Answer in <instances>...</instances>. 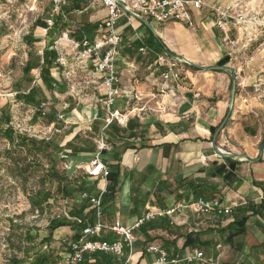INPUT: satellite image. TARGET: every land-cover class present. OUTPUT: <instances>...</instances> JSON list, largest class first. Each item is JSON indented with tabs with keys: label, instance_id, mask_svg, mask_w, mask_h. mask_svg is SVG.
Instances as JSON below:
<instances>
[{
	"label": "crops",
	"instance_id": "1",
	"mask_svg": "<svg viewBox=\"0 0 264 264\" xmlns=\"http://www.w3.org/2000/svg\"><path fill=\"white\" fill-rule=\"evenodd\" d=\"M235 1L207 0L201 9H192L194 28L175 20L156 22L148 19L155 33L141 21L123 15L117 26L122 42L117 61L120 81L115 85L121 92L115 97L110 110L104 103L107 94L101 75H93L77 65H72L74 67L67 73L68 67L60 60L59 49L51 45L62 32L68 33L71 39L93 40L97 36L99 24L108 15L107 7L102 2L71 0L60 13L51 14L54 25L50 29L46 30L48 18H39L35 22L34 32L24 36L25 42L31 47L35 44L42 46L41 55L30 54L28 57L33 62L40 63V66L33 68L29 75H25L23 70L22 81L28 86L26 89L17 87L16 97L18 93H28L34 86L39 88V97L50 102L47 120L48 117L57 119L60 114L57 105H70L68 108L64 105L65 111L61 113L67 122L66 128L61 133L54 134L48 141L52 146L49 153L54 152L60 156L64 149L70 150L69 160L74 166L72 170H64L62 160L61 165L55 161L54 164L67 174L69 172L70 177L76 178L72 186V198L80 202L78 206L72 207L70 213L66 211L63 214V219L67 217L74 224L61 226L52 234L51 248L58 246L57 244L64 248L55 253L58 258L69 250L75 232L82 231V227L91 224V209L95 212L94 221L97 220L91 199L102 197L107 189L108 179L89 175L87 167L98 152L101 140L107 145L102 160L108 168L110 165L118 166L120 170V181L114 200L106 205L102 204L101 207V220L104 225L110 226L117 219L131 225L148 212L175 209L171 214L162 215L167 216L174 226L171 231L183 234L177 238L175 245L171 241L177 236L162 227L146 231L139 227L136 230L144 234L147 240L151 231H163L169 238L161 235L159 238L162 243L159 245L164 247V243L170 241L169 246L179 249L184 245V235L190 232L199 233V239L206 243L205 246H188L183 251L185 254L192 249L204 252L213 248L216 234L223 235L226 245L236 247L240 244V248L246 247L249 242V224L253 221L263 238L250 245L264 247L262 217L252 216L247 222L245 233L232 238V232L224 229L240 214L234 211L231 215L204 214L186 207L193 198L192 193L184 186L190 179L207 178L209 186L215 187L211 198H220L224 204L234 207L253 204L264 197V153L257 162L235 159L236 163L231 164L228 159L219 157L212 147L211 128L219 126L228 112L232 76L229 71L211 70L209 67L218 66L217 63L225 56H229V59L224 65L236 71L237 91L232 113L217 137V145L232 153H245L250 158H257L264 140V105L245 89L248 76L244 66L232 63V46L238 37L229 27L228 36L233 41L231 44L216 25L215 7L229 8ZM52 49H55L56 58L50 55ZM45 51L48 63H44ZM173 56L186 58L190 63L178 61ZM167 64H172L173 69L180 73L179 79L163 76L168 69ZM43 67L50 71L52 87H48L41 75ZM75 70L82 72L83 77L80 78H83L87 91L86 100L90 103L83 110L80 102L69 93L70 77L66 73L70 74ZM166 81L172 90L164 88ZM16 85L19 86V83ZM117 99L122 103L119 107L115 106ZM53 100L54 106L51 105ZM109 111H119L123 115L124 123L115 119L108 122ZM111 123L124 131L113 141L110 140V135L113 134L109 127ZM214 164L225 165L228 171L234 172V179L225 181L221 176L210 177L208 169ZM79 165L82 168H77ZM164 182L169 187L162 190ZM79 187L86 189L81 191ZM54 196L48 203L56 200ZM64 199L68 202L70 198ZM86 202L89 204L81 215L73 214ZM162 216L146 222L161 221ZM80 218L85 219L81 228L75 223L81 221ZM205 219L216 223L200 229L204 226ZM104 233L107 232H102L101 235ZM108 234L117 238L113 233ZM64 239L67 241L63 242ZM151 244L157 243L147 245L139 241L135 250L133 244L127 256L129 264H150V259L151 264H156L158 254L148 251ZM217 248L221 250L220 254L216 251V258L205 260H220L225 250L221 243L217 244Z\"/></svg>",
	"mask_w": 264,
	"mask_h": 264
},
{
	"label": "rangeland",
	"instance_id": "2",
	"mask_svg": "<svg viewBox=\"0 0 264 264\" xmlns=\"http://www.w3.org/2000/svg\"><path fill=\"white\" fill-rule=\"evenodd\" d=\"M51 1L0 0V115L2 108L6 107L13 119L23 123V127H31L33 133L39 137L45 135L49 130L47 126L50 123L47 122V118H40L37 122H34L32 120L34 107L19 101L15 93L18 88L26 89L28 86L27 83L22 81V75L23 67L29 55H41L42 49L40 44H35L31 47L25 42L24 36L34 32L37 19L51 17ZM231 5V7L223 9H229L231 14L230 23H232L229 27L238 37V40L232 46L234 57L232 63L244 66L248 76L245 89L249 95L256 96L264 105V0H236ZM62 35L63 32L60 37ZM60 37L56 38L54 45L59 49L61 58L67 65L66 72L68 73L72 69L71 67H74L72 65H75L71 52L72 46L70 43L62 45L57 43ZM67 73L66 75L70 77L69 93H72L71 97L80 102L81 110L89 107L90 103L86 100L87 91L84 88L85 84L83 83V78H80L82 72L75 70L71 71L70 74ZM34 75L36 74L34 73ZM72 75L75 76L74 79ZM17 82L19 86L16 85ZM66 101L69 102V100ZM53 104L54 100L51 101L52 106H54ZM121 104V100L117 99L115 106L119 107ZM64 105V103L61 106L57 105L58 113H64ZM54 134L49 135L53 136ZM9 150H11L12 156L19 161L20 167L28 163H36L40 170L35 169L36 173L31 174L26 182L22 177L13 175L15 161L9 158ZM48 155L61 165L60 156L54 154V152ZM49 160L43 153L37 155L24 148L14 149L12 144L0 134V264H11L10 259L15 255L23 258L25 256L24 251L26 248L31 247L32 243L39 244L38 249H42L43 252L50 250L52 253H57L64 249L59 244L51 248V242L50 245L45 247L48 242L42 241L50 233V220L58 215L59 217L57 218H63L65 216L63 214L66 211L70 213L72 207L78 206L80 202L73 198L65 202V199L59 196L56 200L44 204V210L41 212L34 209L29 200L30 193L40 187L44 190L50 189L51 192L56 190V183L47 182L43 185L38 178L42 175L43 169L49 167ZM59 170L67 173L60 167ZM83 174L81 173V175ZM203 223L204 226H201L200 229H205L208 225L216 222L205 219ZM249 225V242H247L248 245L246 247L240 248V244L236 247L226 245L223 235L216 234L215 246L208 251L204 250V257L206 259L216 258V251L218 255L221 252L217 248V244L221 243L225 250L219 260L221 264L224 262H229L228 264H264V247L250 245L256 244L261 240L263 238L262 233L255 227L253 221ZM28 229L30 235L35 237L32 240L25 238V233ZM161 235L169 238L163 231L153 230L149 233L150 238L147 240L144 234L136 230L135 236L137 240L134 242V250L136 243L139 241L147 245L150 243L161 244L162 240L159 238ZM31 263L32 258L25 259L24 264ZM149 263L151 264V259ZM169 264L188 263L182 261Z\"/></svg>",
	"mask_w": 264,
	"mask_h": 264
},
{
	"label": "built area",
	"instance_id": "3",
	"mask_svg": "<svg viewBox=\"0 0 264 264\" xmlns=\"http://www.w3.org/2000/svg\"><path fill=\"white\" fill-rule=\"evenodd\" d=\"M71 0H52V14H58L62 11V8L69 4ZM85 1V0H81ZM102 2L108 10L107 17L99 24L97 36L90 40L84 38L82 40H75L69 37L68 33H63L57 43L60 40L66 39L67 43L72 46V57L75 60V65L87 70L93 75H101L103 79V85L106 89L107 98L104 103L108 106L109 110L117 95L121 90L116 87V83L120 81V74L118 71L117 61L120 54V45L122 42V35L117 31V26L120 18L123 15H127L131 19H137L133 14L124 9L119 1L124 2L133 12L156 22H164L168 20H175L184 22L189 27L194 28L195 24L192 18V9H201L207 2V0H93ZM217 12L216 25L222 30L225 35L226 41L233 43L229 39V24L231 14L229 9L224 10L221 7H215ZM138 20V19H137ZM46 30L50 29L54 25L53 17L46 20ZM61 62L65 64L63 58H60ZM168 69L163 73L165 78L169 76L176 79L180 78V73L173 69L172 64H167ZM92 66V67H91ZM164 88L172 90L170 84L166 81ZM50 102L48 100L43 101L40 105V110L43 114L48 112ZM70 105L65 104L68 108ZM34 108V113H35ZM117 120L119 123H124L123 115L119 111H109L108 122ZM63 122V123H62ZM14 129L21 133H27L37 138L45 139L49 141L54 133H61L66 128L67 122L64 121V115L58 114L56 121L51 122L47 127L48 131L43 136H37L31 130V127H23L21 122H17L12 118L11 121ZM99 149L94 159L91 161L90 166L87 167V172L93 177H107L109 173L108 166L104 163L101 157V151L106 148V143L99 141ZM70 150L64 149L60 158L62 160L63 169L66 171L74 168L73 164L69 160ZM82 168V166H77ZM91 202L96 209L97 220L95 224L89 225L81 232V236L78 239H74L70 242L69 250L57 258L55 264H80L85 260L87 254L95 252H106L113 254L119 258L125 256V248L129 247L130 251L133 248L135 241V230L138 229L145 221L162 216L164 214H171L175 209L168 211H156L148 212L134 224L126 225L121 220L117 219L110 225H104L102 223V203L101 198H92ZM186 207H190L197 213L217 215H231L234 206L226 205L220 198H205L199 197L194 201L188 203ZM113 233L117 236L115 240H107L101 238V233ZM67 240L64 239L63 242ZM220 247V245H218ZM149 252L158 254L156 264H169L170 262L186 261L188 263L200 264L205 263L204 252L199 249H192L185 253L182 257L177 256L173 260H169L167 251L160 245L151 244L148 246ZM212 264H221L219 260H209ZM126 264H129V259L126 260Z\"/></svg>",
	"mask_w": 264,
	"mask_h": 264
},
{
	"label": "trees",
	"instance_id": "4",
	"mask_svg": "<svg viewBox=\"0 0 264 264\" xmlns=\"http://www.w3.org/2000/svg\"><path fill=\"white\" fill-rule=\"evenodd\" d=\"M51 45L53 46L54 43H52ZM46 54H47V51H45L44 63L49 62V60L47 61ZM50 55L52 58L53 57L56 58L55 49H52L50 51ZM228 59H229V56L223 57L217 63V65H220V66L224 65L228 61ZM38 66H40V63H36V62H33L31 59H28V61L26 62V65L23 68L24 74L29 75L31 70ZM41 75L43 76L44 81L48 85V87L49 86L52 87L53 86L52 81L49 78L50 76L49 69L43 67ZM38 90L40 89L34 86L30 89L28 93H18L17 94V98L19 101L24 102L25 104L29 106H33L36 109L32 117V120L34 122H37L40 118H46V116L49 115L48 113L43 114V111L40 110L41 103L43 101H46V99L39 97L40 94ZM1 112L2 113L0 115V134L4 136L12 144V147L14 149L24 148L27 151L34 152L37 155L39 153H43L44 155H46L48 159H50L49 167L46 169L43 167L44 169L41 172L42 175H40L38 178L41 184L43 185H45L47 182L56 183L57 187H56V190L54 191V194H56V196L53 195L50 189L44 190L41 187L39 189H36L29 195L30 203L34 207V209H37L38 211L42 212L44 210V204H47L49 199L52 198L53 196L56 198L59 196L66 198V199L72 198L74 196V188L72 186L76 182V178L70 177L67 173L59 170L56 167V165L54 164V160H52L51 157L48 155L49 149L52 147L51 144L45 139H39L33 135L16 131L11 124L12 116L9 110L6 107H3ZM54 121L56 120L55 119L53 120L52 118L48 117V120H47L48 123H51ZM109 127H111L113 130V134L110 135V137L112 136V139L110 138L111 141H113V139H115L117 135H120L122 132H124L121 129V127L117 126L116 124L111 123ZM217 128L218 126L211 128L212 135L215 133ZM11 153H12L11 150H9V153H8L9 158L15 161L13 175L22 177V179H24V181L26 182L29 179L31 174L36 173L34 171L35 169L40 170L38 164L36 163H28L20 167L18 163L19 161L16 158H14V156H12ZM105 153H106V149H103L101 151V156L102 155L104 156ZM228 161L231 164L236 163L235 159H228ZM208 174L210 177L221 176L223 177L225 181H232L235 177L234 172L228 171L225 165H218V164H214L210 169H208ZM107 179H108L107 189L101 197V203L103 205H106L112 202L115 198V194L118 190V185L120 181V170L118 166H111V165L109 166V173L107 175ZM184 186L187 188L188 191L192 193V196H193L192 200H190L189 202H192L195 200V198H199V197H205L209 199L212 197L214 193V189H215L213 185H211L212 188L209 186V181L207 178L187 180ZM164 187H169V184L165 182L162 183V188H163L162 190L165 189ZM79 188L81 189V191H84L86 189V187L85 188L79 187ZM88 204L89 203L87 202L83 203L78 210L74 211L73 214L81 215L83 211L85 210V208L88 206ZM91 210H92L91 211L92 214L89 220L91 224H88V225L95 224V221H94L95 218H93L95 216V212L93 209ZM233 211L237 212L240 215H238L235 221L230 223L224 229L225 231L228 230L232 232L231 233L232 238L239 236V235H243L245 233L247 222L252 216H260L264 219V197L260 201L255 202L253 204L244 205L241 207L239 206L234 207ZM80 219L81 221L79 222L76 221L75 223L81 228L82 226H84L85 219H82V218ZM70 224H74V223H72L67 218L52 219L49 223L50 234L47 237H45L42 241V242H48L45 247L50 245V242L52 241V234L57 228L61 226H65V225H70ZM159 227H162L166 229L168 233H174L177 236L173 241H171L174 245L176 244L177 238L183 235V234H179V233L171 231L174 228V226L170 223L167 216H162L161 221L159 220H155L152 222L145 221L140 226V228H144L145 231L151 228L157 229ZM81 229H84V227H82ZM81 232L82 231L77 230L75 234L73 235V239L80 238ZM184 236H185V242H184L183 247L180 249L175 246L173 248L172 246H169L170 241L168 242L166 241L167 243L166 242L164 243L165 246L163 248L167 251L168 258L170 261L175 259L177 256L182 257L184 255L183 251L188 246L192 248H197V247L201 248L205 246L204 244H206L204 241H201L199 239L200 238L199 233L190 232ZM25 238H27V240H32L35 237L30 235L29 229H28L26 230ZM101 238L112 241L115 239V236L109 235L108 233H104L101 235ZM38 247H39V244L32 243V246L29 248H26V250L24 251L25 256L23 258H19L17 255H15L14 257L10 259L11 264H24L26 258H32L31 264H55L56 263V259L58 258V255L50 251L43 252L42 249H38ZM129 253H130V250L127 247L125 248V256L121 258L113 254L106 253V252H95V253L87 254L85 257V260L81 262L80 264H126L127 256L129 255ZM179 262H182V261H179ZM183 262H186V261H183ZM188 264H192V263H188ZM200 264H212V263L208 260L205 263H200Z\"/></svg>",
	"mask_w": 264,
	"mask_h": 264
},
{
	"label": "water",
	"instance_id": "5",
	"mask_svg": "<svg viewBox=\"0 0 264 264\" xmlns=\"http://www.w3.org/2000/svg\"><path fill=\"white\" fill-rule=\"evenodd\" d=\"M119 4L126 9L129 13L133 14L135 17H137V19L139 21H141L142 23H144L145 25H147L151 31H153V33H155V29L152 26V24L150 23V21L138 14H136L135 12H133L124 2L119 1ZM171 54V53H170ZM176 60L184 62V63H190V61L186 58L180 57V56H173ZM211 70H217V69H222V70H226L229 71L231 73L232 79H231V86H230V99H229V105H228V112L225 116V118L223 119V121L220 123V125L218 126L217 130L215 131V133L212 136V147L214 149V151L216 152V154L219 157L225 158V159H239V160H247V161H253V162H257L259 161L264 153V141L261 144L260 147V155L257 158H250L247 154L245 153H232L229 151H226L224 149H222L221 147H219L217 145V137L219 135V133L222 131V129L225 127L231 113L233 110V106H234V102H235V96H236V90H237V74L234 68L230 67V66H226V65H218V66H211L209 67Z\"/></svg>",
	"mask_w": 264,
	"mask_h": 264
},
{
	"label": "bare ground",
	"instance_id": "6",
	"mask_svg": "<svg viewBox=\"0 0 264 264\" xmlns=\"http://www.w3.org/2000/svg\"><path fill=\"white\" fill-rule=\"evenodd\" d=\"M66 41H67L66 39H62V40H60V43H67Z\"/></svg>",
	"mask_w": 264,
	"mask_h": 264
}]
</instances>
